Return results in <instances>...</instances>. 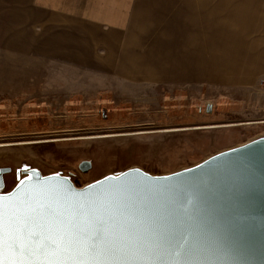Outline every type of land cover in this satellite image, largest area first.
<instances>
[{
  "label": "rangeland",
  "instance_id": "rangeland-1",
  "mask_svg": "<svg viewBox=\"0 0 264 264\" xmlns=\"http://www.w3.org/2000/svg\"><path fill=\"white\" fill-rule=\"evenodd\" d=\"M29 1L0 0V43L24 30ZM131 1L130 13L140 5L149 11L163 8L191 22L183 65L155 85L115 78L114 88L92 90L87 83L94 72L64 63L57 74L28 73L37 79L31 85L62 82L56 91L47 87L39 95L14 96L0 90L4 192L33 168L62 173L83 187L131 168L172 173L215 151L264 137V0H188L158 9L157 0ZM6 52L0 50L4 81ZM83 160L91 164L87 171L79 167Z\"/></svg>",
  "mask_w": 264,
  "mask_h": 264
},
{
  "label": "snow or ice",
  "instance_id": "snow-or-ice-1",
  "mask_svg": "<svg viewBox=\"0 0 264 264\" xmlns=\"http://www.w3.org/2000/svg\"><path fill=\"white\" fill-rule=\"evenodd\" d=\"M4 187L0 181V264H223L189 233L159 225L162 206L154 207L150 187L75 192L31 177Z\"/></svg>",
  "mask_w": 264,
  "mask_h": 264
},
{
  "label": "crops",
  "instance_id": "crops-1",
  "mask_svg": "<svg viewBox=\"0 0 264 264\" xmlns=\"http://www.w3.org/2000/svg\"><path fill=\"white\" fill-rule=\"evenodd\" d=\"M177 1L188 0H157L156 8L173 7ZM130 2L30 0L23 12L24 30L6 45L0 43V50L7 49L6 80L0 75V90L14 96L39 95L47 87L56 91L62 82L31 85L37 79L28 73L57 74L64 63L94 72L87 83L92 90L114 88L115 78L134 86L170 80L184 63L185 30L191 22L175 11L142 9L141 1L130 13Z\"/></svg>",
  "mask_w": 264,
  "mask_h": 264
},
{
  "label": "water",
  "instance_id": "water-1",
  "mask_svg": "<svg viewBox=\"0 0 264 264\" xmlns=\"http://www.w3.org/2000/svg\"><path fill=\"white\" fill-rule=\"evenodd\" d=\"M247 142L248 147L226 152L186 174L175 175L180 168L171 171L172 176L153 178L168 172L152 174L131 168L115 173L121 175L117 179L92 186V191L125 183L150 187L155 190L149 194L154 207L162 206L159 215L163 219L158 220L162 228L189 233L197 249H206L223 264H264V137ZM79 167L87 171L91 164L83 160ZM27 177L32 183L47 180L75 192L88 191L75 190L74 182L58 172L44 174L33 168L22 179Z\"/></svg>",
  "mask_w": 264,
  "mask_h": 264
},
{
  "label": "bare ground",
  "instance_id": "bare-ground-1",
  "mask_svg": "<svg viewBox=\"0 0 264 264\" xmlns=\"http://www.w3.org/2000/svg\"><path fill=\"white\" fill-rule=\"evenodd\" d=\"M248 146H249L248 142L245 141V142H240V143H237V144H235L233 146L227 147L226 149L219 150L217 153H214L211 157L204 158V159L198 161L197 163H195V164H193V165H191L189 167H186V168L178 170L175 173V175L177 174V176H178V175L186 174L188 172L197 170V169L205 166L206 164H208L209 162H211L212 160L216 159L217 157H219L220 155H222V154H224L226 152L235 151V150H241V149H244V148H246ZM172 175H170V173H168V174H166L164 176H153V178H165V177H169V176H172ZM120 176L121 175H119V174L110 173V174H107V175H105L103 177H100L97 180H94V181H91L89 183H86L83 188H77L76 186H74L72 184L71 185L74 187L75 190H80V189L88 188L89 185L94 186V185H96L98 183H101V182H103L105 180L117 179Z\"/></svg>",
  "mask_w": 264,
  "mask_h": 264
}]
</instances>
